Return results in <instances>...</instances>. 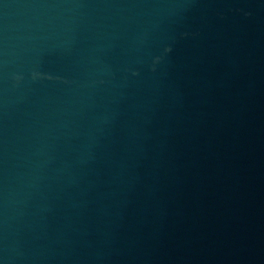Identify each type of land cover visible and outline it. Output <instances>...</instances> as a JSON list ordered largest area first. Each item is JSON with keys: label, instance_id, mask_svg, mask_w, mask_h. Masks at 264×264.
<instances>
[{"label": "water", "instance_id": "1", "mask_svg": "<svg viewBox=\"0 0 264 264\" xmlns=\"http://www.w3.org/2000/svg\"><path fill=\"white\" fill-rule=\"evenodd\" d=\"M0 264H264V0H0Z\"/></svg>", "mask_w": 264, "mask_h": 264}]
</instances>
